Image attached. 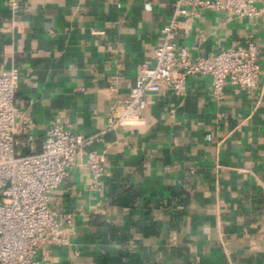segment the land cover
<instances>
[{
  "label": "crops",
  "instance_id": "0c3cea01",
  "mask_svg": "<svg viewBox=\"0 0 264 264\" xmlns=\"http://www.w3.org/2000/svg\"><path fill=\"white\" fill-rule=\"evenodd\" d=\"M173 2L19 0L21 31L12 34L0 0V68L18 69L15 95L33 136L41 140L58 117L77 135H101L84 150L107 154L97 191L77 165L51 193L52 209L75 213L76 233L38 259L97 264L121 253V264H264V76L250 94L227 88L220 104L208 79L191 78L184 97L150 95L141 123L106 130L109 88L127 97L138 66L153 67ZM248 39L264 70V16L250 23L203 11L181 23L176 43L195 58Z\"/></svg>",
  "mask_w": 264,
  "mask_h": 264
},
{
  "label": "built area",
  "instance_id": "2783aa9c",
  "mask_svg": "<svg viewBox=\"0 0 264 264\" xmlns=\"http://www.w3.org/2000/svg\"><path fill=\"white\" fill-rule=\"evenodd\" d=\"M5 4L10 11L7 31L19 33V0H5ZM203 11L243 17L250 23L264 16V8L257 7L254 0H174L153 52V67L138 66L127 97H119L114 86L109 88L107 131L141 123L150 95L184 97L191 78L209 80L216 104L229 87L248 94L256 89L264 70L253 40L234 51L195 58L177 46L181 23L198 19ZM18 80V69L0 68V264H51L46 256L38 259V251L45 246H68L76 233L75 213L60 214L52 209L51 193L77 165L89 173V190L97 191L107 154L105 150H84L100 142L101 135H77L58 117L49 123L44 137L36 139L33 122L24 115L27 103L15 95Z\"/></svg>",
  "mask_w": 264,
  "mask_h": 264
},
{
  "label": "trees",
  "instance_id": "16d2710c",
  "mask_svg": "<svg viewBox=\"0 0 264 264\" xmlns=\"http://www.w3.org/2000/svg\"><path fill=\"white\" fill-rule=\"evenodd\" d=\"M124 201L126 203H130L133 201V199H131V197H127ZM123 257L124 256L121 253L116 254L114 258L102 257L97 261V264H121Z\"/></svg>",
  "mask_w": 264,
  "mask_h": 264
}]
</instances>
